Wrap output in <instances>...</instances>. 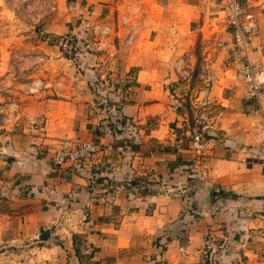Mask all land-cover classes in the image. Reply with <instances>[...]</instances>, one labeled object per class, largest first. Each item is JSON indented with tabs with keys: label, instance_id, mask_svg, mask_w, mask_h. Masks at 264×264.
Returning a JSON list of instances; mask_svg holds the SVG:
<instances>
[{
	"label": "crops",
	"instance_id": "crops-1",
	"mask_svg": "<svg viewBox=\"0 0 264 264\" xmlns=\"http://www.w3.org/2000/svg\"><path fill=\"white\" fill-rule=\"evenodd\" d=\"M223 4L53 0L38 46L52 67L34 75L42 88L0 95V111L16 103L23 118L0 116V264H144L160 248L168 264H198L209 234L223 244L217 264H264V169L249 133L264 97L248 100L227 60ZM95 26L111 28L120 52L101 86L102 58L73 62L58 45ZM197 115L211 126L202 162L176 142ZM65 140L112 150L83 171L57 168ZM77 242L91 255L78 256Z\"/></svg>",
	"mask_w": 264,
	"mask_h": 264
},
{
	"label": "built area",
	"instance_id": "built-area-1",
	"mask_svg": "<svg viewBox=\"0 0 264 264\" xmlns=\"http://www.w3.org/2000/svg\"><path fill=\"white\" fill-rule=\"evenodd\" d=\"M223 18L225 21V33L232 38L233 47L228 52V61L233 60L238 64L239 76L244 82L246 97L249 100L259 99L264 87V69H258L252 60V49L255 39L260 32L259 20L251 6L242 0H224ZM111 28L108 26H95L89 34L68 35L58 43L61 54L72 60L78 61L82 56L95 55L102 58L103 73L92 81L94 84L107 82L111 74H107L112 68L118 67L119 50L109 42ZM98 53H101L98 55ZM116 82L118 79H115ZM128 93L132 92V87H126ZM106 102H104L105 104ZM202 105L211 109H216V99H203ZM262 116V111L257 112ZM263 117V116H262ZM31 124V123H30ZM33 122L31 125H36ZM211 126L206 123L204 116L197 115L192 122L184 125L176 132V142L198 162H202L207 157L208 131ZM38 130H44V125L38 126ZM249 133L252 135L257 153L260 156V163L264 169V119L253 122ZM105 150H112V146H102L92 141H72L65 140L55 150L53 164L57 168L69 167L75 171H83L90 166L94 157ZM216 192H220L219 189ZM223 244L217 237L209 234L202 245L200 261L198 264H217L219 256L223 250ZM182 251V249H180ZM159 255L146 261L144 264H168L165 251L160 248Z\"/></svg>",
	"mask_w": 264,
	"mask_h": 264
},
{
	"label": "rangeland",
	"instance_id": "rangeland-1",
	"mask_svg": "<svg viewBox=\"0 0 264 264\" xmlns=\"http://www.w3.org/2000/svg\"><path fill=\"white\" fill-rule=\"evenodd\" d=\"M242 1L251 6L252 11L256 13L259 20L260 32L254 41L251 55L257 68L264 69L259 66L258 61V56L264 54V48L261 47V41L264 37V0H256L257 2L254 0ZM52 7L53 0H0V95H4L6 90L12 89H26L28 94L34 95L42 88V82L39 78L34 79V75H37L42 70L48 71V69L52 67L51 63L46 60L44 51L38 47L40 43L44 41V39L41 38L40 31L49 20L48 15L50 11H53ZM259 46L261 48H259ZM230 50L231 49L227 51V57ZM100 54L101 53H98V55ZM99 65L100 66H96L95 68V72L98 75L102 74L103 68L106 67H103L102 62H100ZM112 68L114 71L109 70L107 74H118V70H116L114 66ZM117 69H119V67ZM237 75L241 79L238 69ZM241 81L242 84H244L242 79ZM263 97L264 87L260 98L250 101L257 102L258 104ZM11 108L12 111H0V116L5 114L9 117L10 114H15L16 117L18 116V120H23V118L19 116L16 103H12ZM32 120L37 123L34 126L38 127L43 125L35 119H31L29 124H32ZM39 131L43 132L44 130ZM76 240L78 239L76 238ZM80 245L81 243L77 242L79 251L83 252L90 250L89 248L81 250ZM1 249L0 247V250ZM84 255L81 254V256Z\"/></svg>",
	"mask_w": 264,
	"mask_h": 264
},
{
	"label": "trees",
	"instance_id": "trees-1",
	"mask_svg": "<svg viewBox=\"0 0 264 264\" xmlns=\"http://www.w3.org/2000/svg\"><path fill=\"white\" fill-rule=\"evenodd\" d=\"M42 237L44 236V234L42 233V235H41ZM76 252H77V255L79 256L80 255V257H81V254H80V251H79V248H78V246L76 245Z\"/></svg>",
	"mask_w": 264,
	"mask_h": 264
}]
</instances>
